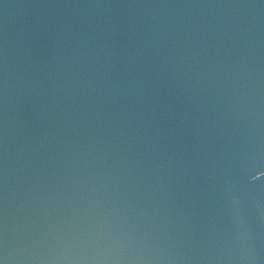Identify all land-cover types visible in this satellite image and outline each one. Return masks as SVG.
Here are the masks:
<instances>
[{"label":"water","instance_id":"obj_1","mask_svg":"<svg viewBox=\"0 0 264 264\" xmlns=\"http://www.w3.org/2000/svg\"><path fill=\"white\" fill-rule=\"evenodd\" d=\"M0 264H264V0H0Z\"/></svg>","mask_w":264,"mask_h":264}]
</instances>
